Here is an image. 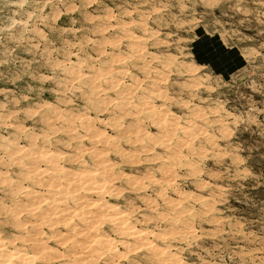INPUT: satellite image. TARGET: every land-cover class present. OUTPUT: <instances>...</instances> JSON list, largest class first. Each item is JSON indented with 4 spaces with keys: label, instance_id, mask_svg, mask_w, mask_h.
<instances>
[{
    "label": "rangeland",
    "instance_id": "rangeland-1",
    "mask_svg": "<svg viewBox=\"0 0 264 264\" xmlns=\"http://www.w3.org/2000/svg\"><path fill=\"white\" fill-rule=\"evenodd\" d=\"M88 2L58 0L65 12L60 28L69 30L66 46L53 52L37 38L34 42L41 48L32 54V58L43 56L61 64L55 73L51 67L45 72L54 75L56 84L66 82L68 89H76L68 95L78 102L60 104L59 110L54 107L47 117L51 125H41L45 135L35 131L39 140L31 139V121L15 116L7 121L0 108V263L9 259L16 264H95L88 245L97 234L105 237V242H115L120 250L124 242L141 245L138 264H173L177 255L191 261L194 257L172 234L187 221L184 213L194 208L201 234L216 237L202 248L215 249L221 264H225L226 255L232 257L227 264H264V252L259 251L264 246V214L259 203L262 193L247 189L239 197H225L221 202L223 187L230 184L228 164L209 166L214 175L206 168L203 176L194 179L186 178L187 170L180 167L191 163L177 153L176 146L185 136L184 127L198 125L208 131V136L197 141V147L211 152L212 130L196 116L197 109L204 112L210 107L206 89L199 92L193 87L189 92L184 88L185 78L172 77L165 94L172 95L168 111L179 127L174 129L171 145L163 138L159 143L165 147L153 144L160 133L157 124L163 122L147 105L156 109L165 101L147 99L148 94L139 85L148 73L155 75L153 57L164 53L153 49L139 24L140 16L146 13L137 10L134 19L125 16V8L120 7L144 0H98L99 6L93 8L85 7ZM36 3L0 0V31L20 32L25 26L22 22L35 29V21L29 22L28 16ZM72 7L78 10L73 12ZM109 7L116 8L115 19L105 11ZM156 27L165 39H179L180 29L175 24L172 32L166 30V21L163 26L157 21ZM152 31L149 28L148 34ZM32 35L26 32L25 39ZM200 38L204 39L203 34ZM196 52V48L191 50V58ZM73 68L79 74L75 84L71 82ZM56 84L38 88L42 103L56 104ZM6 87L0 81V93H4L0 105L5 103V96L12 100ZM117 88L119 91L114 90ZM83 96L88 97L87 104ZM189 96L195 97L191 112L181 107ZM116 100L120 103H114ZM17 140L29 149L27 153L17 155L21 152ZM223 150L220 143L212 155ZM21 161L24 167L19 166ZM163 213L169 218L162 219ZM11 250L28 253L31 262L27 257H15Z\"/></svg>",
    "mask_w": 264,
    "mask_h": 264
},
{
    "label": "snow or ice",
    "instance_id": "snow-or-ice-1",
    "mask_svg": "<svg viewBox=\"0 0 264 264\" xmlns=\"http://www.w3.org/2000/svg\"><path fill=\"white\" fill-rule=\"evenodd\" d=\"M97 6L98 0H89L85 4L87 8ZM120 7L125 8V16L134 19L137 10L146 13L140 16L139 24L143 26L153 49L164 53L163 56L153 57L155 75L148 73L139 85L148 94L147 99L165 101L164 106L156 109L151 104L147 105L151 111L159 113L163 122V125L157 124L160 133L152 143L165 147V144L159 143L163 138L167 145H171L175 137L174 129L179 127L173 114L168 111L172 95L165 94L172 77L179 75L185 78L184 88L189 92L193 87L199 92L206 89L210 107L205 108L204 112L197 109L196 116L212 130L211 152L204 147H197V141L208 136V131L198 125L184 127L185 136L176 146L177 153L182 160H191V163L181 164L180 167L187 170L186 178L194 179L203 176L206 168L214 175L211 167L228 164L230 184L223 187L220 201L233 195L239 197L247 189H256L262 193L259 203L264 214V0H256L255 6L253 0H144ZM70 10L75 12L78 9L72 7ZM105 11L115 19L116 8L109 7ZM169 13L172 14L171 18H168ZM64 15L58 0H37L35 10L28 16L29 22L35 21V29L30 23L22 22L25 26L20 32L8 29L5 34L0 31V81L7 86L5 92L12 95L11 101L5 96V103L0 108L4 109L3 115L7 121H11L13 116L31 121L34 128L31 139L34 140L45 135L41 125H51L47 117L54 107L59 110L60 104L78 102L74 96L68 95L69 91L75 92L76 89H68L66 82L56 84L54 75L45 72L46 67H51L52 73H55L61 68L59 62L53 63L43 56L32 58L33 51L41 48L39 43L34 42L37 38L50 46L53 52L65 45L69 30L61 29L59 25ZM157 21L162 26L166 21L168 32H172L175 24L180 29L179 39H165L162 31L156 27ZM149 28L153 30L151 35L148 34ZM26 32L33 35L25 39ZM201 34L204 39L200 38ZM193 37L196 39L193 40ZM193 48L197 49L195 58H191ZM147 52L145 47L143 54ZM80 67H84L83 63ZM71 75V82L77 83L76 76L79 74L75 68ZM52 84H56V104L42 103L38 88ZM61 89L64 91L61 92ZM114 90L119 91L118 88ZM132 95H135V91ZM82 100L87 104L88 97L83 96ZM194 102L195 97L189 96L181 107L191 112ZM114 103L119 104L120 101ZM9 112L11 115H8ZM210 117L213 119L210 120ZM6 126L12 127L11 124ZM21 131L27 132L28 129L21 128ZM35 131H39L40 135H35ZM16 143L21 148L17 155L29 151L19 145L18 140ZM220 143L224 144V150L212 155ZM18 163L24 167L22 161ZM156 210L153 207L152 211ZM184 215L187 221L172 234V238L189 251L194 259L189 261L177 255L173 264H221L216 258L215 249L211 246L202 248V244L206 245L208 240L215 241L216 237L201 234L196 226V210L193 208ZM161 218L169 217L163 213ZM261 222L264 223V219ZM175 223L180 224V221L176 220ZM92 231L95 232V229ZM164 238L169 237L166 235ZM105 239L97 234L88 245L96 258L95 264H138V254L143 251L141 245L124 242L120 250L115 242H105ZM259 251L264 252V246ZM229 259L232 257L226 255L225 264Z\"/></svg>",
    "mask_w": 264,
    "mask_h": 264
},
{
    "label": "bare ground",
    "instance_id": "bare-ground-1",
    "mask_svg": "<svg viewBox=\"0 0 264 264\" xmlns=\"http://www.w3.org/2000/svg\"><path fill=\"white\" fill-rule=\"evenodd\" d=\"M95 185H96V184H95ZM97 186H98V185H97ZM111 204H112V203H111ZM111 204H110V205H111ZM111 206H112V205H111ZM118 208H119V207H118ZM113 210H114V207H113ZM116 210H118V209H116ZM116 210H114V211H116ZM116 213H117V212H116ZM120 213H121V212H120ZM122 215H123V214H122ZM121 217H122V216H121ZM133 233H134V232H133ZM11 251H13V252H10V253H12V255H15V257H16V256H23V257H25V258L27 257L26 260H27L28 257L30 256V255H29L28 253H26V252H25V253H19V251H16V250H15V252H14V250H11ZM5 255H6V254H5ZM5 255H4V256H5ZM1 256H2V255H1ZM4 256H3V257H4ZM10 256H11V255H10ZM10 256H9V257H10ZM31 256H32V255H31ZM3 257H1V258L3 259ZM7 258H8V257H7ZM10 258H11V257H10ZM25 258H24V259H25ZM13 259H14V258H13ZM18 259H19V257H18ZM22 259H23V258H22ZM0 261H1V260H0ZM27 261H29V260H27ZM29 262H31V261H29ZM2 263H3V262H2ZM19 263H20V262H19ZM0 264H1V263H0ZM4 264H16V263H13V262L11 263V261L8 259V260L4 261ZM21 264H23V263H21ZM30 264H31V263H30Z\"/></svg>",
    "mask_w": 264,
    "mask_h": 264
}]
</instances>
